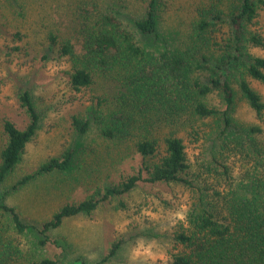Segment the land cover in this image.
<instances>
[{
    "label": "trees",
    "instance_id": "obj_1",
    "mask_svg": "<svg viewBox=\"0 0 264 264\" xmlns=\"http://www.w3.org/2000/svg\"><path fill=\"white\" fill-rule=\"evenodd\" d=\"M16 1V0H15ZM196 10L187 39L180 45L160 41L161 0H139L140 11L130 15L125 5L86 11L71 34L48 31V50L65 60L67 85L81 92L94 85L106 89L112 101L106 112L92 115L109 148L134 150L140 164L135 173L110 182L78 202L61 205L40 228L23 222L0 193V210L11 231H36V247L66 219L90 216L110 199L130 193L140 183L172 184L189 191L185 220L173 231L168 264H264V142L261 124L264 99L252 81L264 86V57L251 52L264 48L256 28L264 0H214ZM44 59H49L44 55ZM217 94L222 108L209 101ZM98 107L102 99L94 98ZM108 101L107 98H105ZM238 100L253 111L256 123L238 121ZM28 122L23 129L3 119L6 138L0 149V187L20 163L26 145L39 127L40 113L30 91L19 94ZM104 102V101H103ZM212 119L210 151L202 163H189L180 128L193 120ZM77 135H85L91 120L69 116ZM196 139V137H195ZM67 150L44 161L32 175L18 180V191L36 177L66 173L75 159ZM0 230V264L22 258L14 239ZM114 241L103 262L121 247ZM22 264H59L51 257L30 258Z\"/></svg>",
    "mask_w": 264,
    "mask_h": 264
},
{
    "label": "rangeland",
    "instance_id": "obj_2",
    "mask_svg": "<svg viewBox=\"0 0 264 264\" xmlns=\"http://www.w3.org/2000/svg\"><path fill=\"white\" fill-rule=\"evenodd\" d=\"M214 0H161L160 41L180 45L190 32L196 10ZM126 6L130 15L140 11L139 0H0V149L5 143L3 119L23 129L27 116L20 106L19 94L28 90L40 113L39 127L26 145L20 163L0 187L7 194L8 205L14 207L24 223L37 229L49 220L61 206L78 202L110 182L135 173L140 164L134 150H115L104 140L92 115L106 112L111 94L99 85L73 92L65 75L68 64L56 60L48 50L46 34H71L86 11L95 14L99 8ZM137 13V12H136ZM256 28L264 37V10L258 12ZM251 52L264 57V48ZM48 55L49 59H44ZM252 86L264 99V86L252 81ZM102 99L98 107L94 98ZM108 99V101L105 100ZM104 101V102H103ZM209 101L222 108L219 96ZM77 114L91 120L85 135H77L69 125V116ZM234 117L245 124L256 123L253 111L238 100ZM264 142V118L260 123ZM197 136H189L190 127L180 128L189 163L193 168L207 160L210 151L212 119L193 120ZM196 137V139H195ZM67 150L75 159L66 173L53 172L34 178L18 191L11 187L22 177L32 175L44 161L60 157ZM191 194L172 184L140 183L130 193L101 203L90 216L66 219L48 233L49 242L36 247V231L16 234L0 210V230L14 239L22 258L12 264H22L30 258L51 257L59 264H168L173 250V231L185 220L191 204ZM37 240V241H36ZM114 241H121L116 255L103 262Z\"/></svg>",
    "mask_w": 264,
    "mask_h": 264
}]
</instances>
